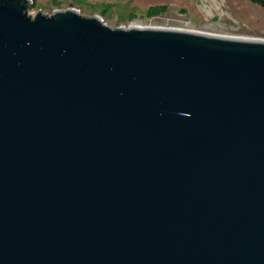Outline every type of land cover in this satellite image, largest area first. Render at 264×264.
<instances>
[{"label":"water","instance_id":"water-1","mask_svg":"<svg viewBox=\"0 0 264 264\" xmlns=\"http://www.w3.org/2000/svg\"><path fill=\"white\" fill-rule=\"evenodd\" d=\"M30 5L0 0V264H264V40Z\"/></svg>","mask_w":264,"mask_h":264},{"label":"rangeland","instance_id":"rangeland-1","mask_svg":"<svg viewBox=\"0 0 264 264\" xmlns=\"http://www.w3.org/2000/svg\"><path fill=\"white\" fill-rule=\"evenodd\" d=\"M65 9L96 15L110 28L171 27L264 40V8L248 0H31L27 14L51 15Z\"/></svg>","mask_w":264,"mask_h":264},{"label":"trees","instance_id":"trees-1","mask_svg":"<svg viewBox=\"0 0 264 264\" xmlns=\"http://www.w3.org/2000/svg\"><path fill=\"white\" fill-rule=\"evenodd\" d=\"M250 3L254 4V5H258L262 8H264V0H248ZM153 10H158V12L160 11H164V7H155L152 8Z\"/></svg>","mask_w":264,"mask_h":264}]
</instances>
